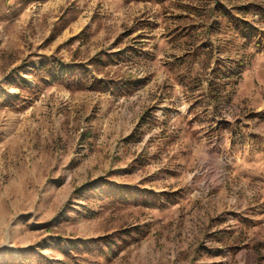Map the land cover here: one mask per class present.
<instances>
[{
    "label": "rangeland",
    "instance_id": "obj_1",
    "mask_svg": "<svg viewBox=\"0 0 264 264\" xmlns=\"http://www.w3.org/2000/svg\"><path fill=\"white\" fill-rule=\"evenodd\" d=\"M262 35L264 0H0V264H264Z\"/></svg>",
    "mask_w": 264,
    "mask_h": 264
},
{
    "label": "trees",
    "instance_id": "obj_2",
    "mask_svg": "<svg viewBox=\"0 0 264 264\" xmlns=\"http://www.w3.org/2000/svg\"><path fill=\"white\" fill-rule=\"evenodd\" d=\"M256 6L253 4V3H251V2H245V3H242L241 5H239V6H236V7H231L233 10H236L237 12H239L240 14H243V15H246V14H248V12L252 9V8H255ZM226 17V14H224V13H222V12H220L219 14H218V17ZM239 27L237 26V27H235V30H237V31H239ZM242 29H247V27H245V28H242ZM241 30V29H240ZM262 36H264V35H262ZM211 75L212 76H217V78L215 77V79H217V80H219V81H222V80H230V79H232L233 77H235L237 74H236V72L235 71H232V70H223V71H214V70H212L211 71ZM225 85L226 84H223V83H221V84H217V83H214V84H210L209 85V96H211V98H214V100H217V101H219L220 99H221V96H222V94H223V92H225L224 91V89H225ZM16 99V98H15ZM102 240H105V239H103V238H100V239H98V241H102ZM37 262H39V261H37ZM38 264H40V263H38ZM51 264H54V263H51Z\"/></svg>",
    "mask_w": 264,
    "mask_h": 264
}]
</instances>
